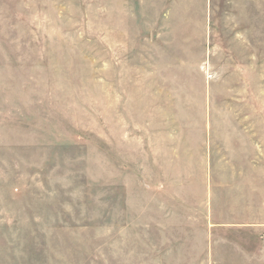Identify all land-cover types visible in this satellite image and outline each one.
Instances as JSON below:
<instances>
[{
	"label": "rangeland",
	"instance_id": "374dc122",
	"mask_svg": "<svg viewBox=\"0 0 264 264\" xmlns=\"http://www.w3.org/2000/svg\"><path fill=\"white\" fill-rule=\"evenodd\" d=\"M0 264H264V0H0Z\"/></svg>",
	"mask_w": 264,
	"mask_h": 264
}]
</instances>
